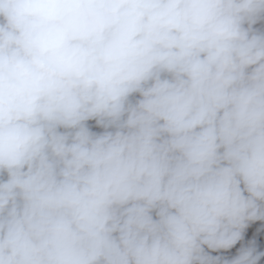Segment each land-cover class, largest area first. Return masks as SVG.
<instances>
[{
  "label": "clouds",
  "instance_id": "clouds-1",
  "mask_svg": "<svg viewBox=\"0 0 264 264\" xmlns=\"http://www.w3.org/2000/svg\"><path fill=\"white\" fill-rule=\"evenodd\" d=\"M0 264H264V0H0Z\"/></svg>",
  "mask_w": 264,
  "mask_h": 264
}]
</instances>
